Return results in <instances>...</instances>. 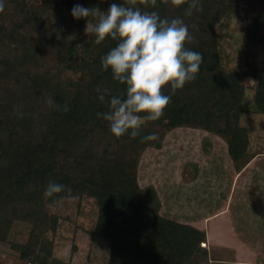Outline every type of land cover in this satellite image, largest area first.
Wrapping results in <instances>:
<instances>
[{"label": "trees", "instance_id": "obj_1", "mask_svg": "<svg viewBox=\"0 0 264 264\" xmlns=\"http://www.w3.org/2000/svg\"><path fill=\"white\" fill-rule=\"evenodd\" d=\"M113 2L157 11L162 18L180 17L189 25L185 47L203 59L196 78L171 95L164 113L146 121L141 136L157 133L154 141L127 134L116 138L97 113L108 110L98 99L97 86L120 95L126 86L113 80L100 59L116 41L94 42L80 31L86 19H74L79 3L107 11ZM190 0H4L0 24V244L17 264H73L42 249L59 219L48 206L70 199H91L96 207L90 236L108 244L106 264H224L206 245V234L160 214L152 186L140 187L137 170L148 148L159 149L168 132L192 128L222 139L233 170L238 173L257 155L250 151L246 114L264 115V67L246 60L243 70L226 71L218 52L217 26L229 17L245 21L244 52L264 43V6L258 0H201L200 10L185 15ZM52 42L55 59L46 65L40 44ZM247 82H251L248 86ZM162 91L168 94V86ZM51 100L55 105H49ZM68 110L64 111L63 106ZM209 144L207 137L204 138ZM204 156L210 152L201 148ZM191 173V179L197 170ZM55 181L66 185L56 198L43 192ZM25 224L24 240L11 241L15 224ZM217 258V259H216ZM0 264H5L0 261Z\"/></svg>", "mask_w": 264, "mask_h": 264}, {"label": "rangeland", "instance_id": "obj_2", "mask_svg": "<svg viewBox=\"0 0 264 264\" xmlns=\"http://www.w3.org/2000/svg\"><path fill=\"white\" fill-rule=\"evenodd\" d=\"M258 3L264 6V0H258ZM0 24L8 26L9 20L0 19ZM85 26L86 24L80 31L82 38L87 35L84 31ZM244 27L245 21L234 16L221 20L216 28L218 52L226 71L243 70L246 60L264 67V43L251 46L244 52L242 46ZM39 53L46 65L54 63L55 49L52 42L40 44ZM247 85L250 86L251 82H247ZM240 124L248 129L250 151L253 153L264 151V115L246 114L242 116ZM205 137V133L197 129L171 130L165 134L159 149L148 148L140 158L137 170L138 183L142 188L152 186L157 191L160 200L159 212L166 218L200 226L199 222L209 217L213 211L222 210L224 201L227 200L230 206L232 205L231 215L233 205L236 206L240 201L239 196L237 197L239 194L234 193V189L227 190L228 181L231 184L232 174L229 173L225 142L216 136H210L213 142L209 144ZM201 148L213 154L211 153L209 157L204 156ZM195 166L196 176L191 179ZM233 180L235 183V177ZM189 181L193 182L186 184ZM238 182L239 185L242 184L240 190L254 189L245 177H240ZM48 210L58 217L59 223L53 234H47L42 249L46 250L52 245V254L56 258L73 264H106L107 242L90 236L96 217L93 200L86 198L62 200L48 206ZM212 226L208 227V236L215 242L217 235L211 231ZM27 232V225L17 223L12 229L10 240L20 242L25 239ZM215 253L220 259L227 258L228 256L224 254H229L223 249L215 250ZM0 261L5 264L18 262L5 244H0Z\"/></svg>", "mask_w": 264, "mask_h": 264}, {"label": "clouds", "instance_id": "obj_3", "mask_svg": "<svg viewBox=\"0 0 264 264\" xmlns=\"http://www.w3.org/2000/svg\"><path fill=\"white\" fill-rule=\"evenodd\" d=\"M179 2L173 0V3ZM134 3L135 0H127L128 5ZM200 8L201 0H190L185 15ZM3 9L4 0H0V11ZM71 15L74 19L93 17L86 19L84 31L94 35L96 44L106 38L116 41L101 57L100 65L103 70H110L113 80L126 88L120 95H108V90L99 86L95 89L101 102L108 96V110L97 115L108 122L109 131L116 138L125 134L133 138L141 136L145 122L161 118L171 95L194 80L200 70L202 53L185 47V41H191L193 36L189 25L180 17L162 18L157 11H142L122 2L111 3L107 11L77 3ZM166 85L168 94L162 91ZM48 103L61 107L51 100ZM63 110L67 111L68 106L64 105ZM156 139V132L141 136L142 141ZM65 190L70 191L62 183L49 181L43 196L56 198V194Z\"/></svg>", "mask_w": 264, "mask_h": 264}, {"label": "crops", "instance_id": "obj_4", "mask_svg": "<svg viewBox=\"0 0 264 264\" xmlns=\"http://www.w3.org/2000/svg\"><path fill=\"white\" fill-rule=\"evenodd\" d=\"M205 135L212 143L211 135L209 136L206 133ZM224 149L226 153L225 144ZM211 153L209 156H211ZM226 157L230 166L229 173L232 174L231 184H229L230 181H228V184L226 183L227 190L234 189V193H238L237 197L240 198L236 206L232 202L234 204L233 214L231 215L230 212L232 205L230 206L227 200H223L222 210L213 211L209 217L199 222L198 225L200 226H195L192 223L184 224L206 231V247L209 246L211 249L217 247V249L229 252V254H224V256H228L225 258L226 261H223L224 264H264V151L257 153L238 173L233 170L227 153ZM234 177L236 179L235 183ZM238 177H245L254 189L240 190L242 184L239 185ZM192 182L189 181L186 184ZM209 225H213L211 231L217 235L215 242H212L214 240L208 236ZM222 259L224 260V258Z\"/></svg>", "mask_w": 264, "mask_h": 264}, {"label": "built area", "instance_id": "obj_5", "mask_svg": "<svg viewBox=\"0 0 264 264\" xmlns=\"http://www.w3.org/2000/svg\"><path fill=\"white\" fill-rule=\"evenodd\" d=\"M20 264H29V263H20Z\"/></svg>", "mask_w": 264, "mask_h": 264}]
</instances>
